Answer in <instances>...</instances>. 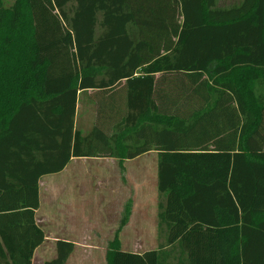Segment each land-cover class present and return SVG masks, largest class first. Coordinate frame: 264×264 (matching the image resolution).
I'll list each match as a JSON object with an SVG mask.
<instances>
[{
	"label": "trees",
	"instance_id": "16d2710c",
	"mask_svg": "<svg viewBox=\"0 0 264 264\" xmlns=\"http://www.w3.org/2000/svg\"><path fill=\"white\" fill-rule=\"evenodd\" d=\"M220 1L0 0V264H33L45 241L42 176L152 150L164 242L130 253L117 235L107 263L264 264V0ZM88 91L124 128L76 132Z\"/></svg>",
	"mask_w": 264,
	"mask_h": 264
},
{
	"label": "crops",
	"instance_id": "0c3cea01",
	"mask_svg": "<svg viewBox=\"0 0 264 264\" xmlns=\"http://www.w3.org/2000/svg\"><path fill=\"white\" fill-rule=\"evenodd\" d=\"M93 93H79L76 132L87 138L97 125H103L109 130L107 134L115 135L120 127L124 128L122 119L109 122L100 118L112 105H106L110 103L106 98L110 94L94 97ZM125 95L117 100L123 106L127 103ZM122 115L127 118L128 111L124 110ZM150 117L140 120V124ZM133 132L134 129L124 131L118 143ZM139 143H144V139ZM125 152L120 149L121 155ZM38 185L40 206L35 221L43 230L45 241L36 250L33 264L56 259L58 242L75 246L66 264H96L100 250H105L103 263L108 264L107 252L117 235L124 252L142 254L146 251L139 250L158 248L160 198L156 150L123 161L72 157L63 171L42 176ZM125 217L128 220L122 226ZM107 225L116 228L109 229Z\"/></svg>",
	"mask_w": 264,
	"mask_h": 264
},
{
	"label": "rangeland",
	"instance_id": "374dc122",
	"mask_svg": "<svg viewBox=\"0 0 264 264\" xmlns=\"http://www.w3.org/2000/svg\"><path fill=\"white\" fill-rule=\"evenodd\" d=\"M5 1V5L7 7H11V5L14 4L15 0H4ZM240 2V0H222L219 2L218 7L222 8V9H226V8H230L232 6L238 5ZM107 228L111 229V228H116V227H111L110 225H107ZM164 242V239L159 238V245L162 244ZM157 249V247L153 248V249H145V250H139V251H150V250H155ZM104 254H105V250H100L99 252H97V262L96 264H105L103 263L104 261ZM91 264H95L90 262Z\"/></svg>",
	"mask_w": 264,
	"mask_h": 264
}]
</instances>
